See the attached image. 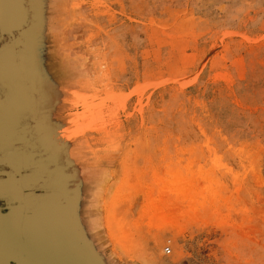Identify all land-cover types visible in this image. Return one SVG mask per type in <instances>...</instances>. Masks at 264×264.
<instances>
[{
	"label": "rangeland",
	"instance_id": "374dc122",
	"mask_svg": "<svg viewBox=\"0 0 264 264\" xmlns=\"http://www.w3.org/2000/svg\"><path fill=\"white\" fill-rule=\"evenodd\" d=\"M23 1L0 36V229L33 199L83 263L264 264V0Z\"/></svg>",
	"mask_w": 264,
	"mask_h": 264
},
{
	"label": "water",
	"instance_id": "95a60500",
	"mask_svg": "<svg viewBox=\"0 0 264 264\" xmlns=\"http://www.w3.org/2000/svg\"><path fill=\"white\" fill-rule=\"evenodd\" d=\"M0 1L5 4L7 0ZM17 1L23 13V23L15 24L13 21L12 23H7L3 22V19H0V36L4 34L8 35L14 30H19L26 23L27 15L24 8V1ZM1 5L3 4L0 3V6ZM0 122H3L2 117H0ZM0 126V144H3V142L5 143V137L4 131H1V129L4 128V125L0 124ZM22 190L23 187L14 189V193L17 197L21 196ZM42 205L43 204L33 199L21 198L19 207L25 210L26 214L23 215L22 211L19 209L18 215L11 218L6 229H0V241L6 244L10 251L9 253L7 249H5L6 256L3 260L0 259V264H9L11 260L14 261L15 264V260L18 262L19 259L21 262L25 258L28 259L27 264H87V262H81L83 261L82 257L73 249V242L65 216L59 211L58 216L48 211L46 212ZM26 225L31 226L30 231L32 235L38 233L37 235L40 236L45 233V230L47 232L52 231L50 237L47 239V243H45L44 239H41L35 244H29L22 240L18 236V233H14V230H18L19 232L21 227ZM42 244H45V246H42ZM11 257H14L15 260Z\"/></svg>",
	"mask_w": 264,
	"mask_h": 264
},
{
	"label": "bare ground",
	"instance_id": "6f19581e",
	"mask_svg": "<svg viewBox=\"0 0 264 264\" xmlns=\"http://www.w3.org/2000/svg\"><path fill=\"white\" fill-rule=\"evenodd\" d=\"M0 3L3 4L0 6V19H3V22L12 23L13 21L15 24L23 23V13L17 0H7L5 4L0 1Z\"/></svg>",
	"mask_w": 264,
	"mask_h": 264
}]
</instances>
